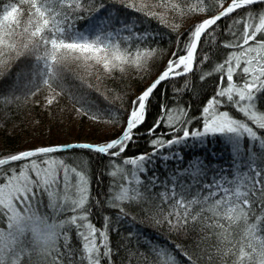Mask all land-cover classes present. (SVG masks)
Returning a JSON list of instances; mask_svg holds the SVG:
<instances>
[{
    "label": "snow or ice",
    "instance_id": "6c2138e0",
    "mask_svg": "<svg viewBox=\"0 0 264 264\" xmlns=\"http://www.w3.org/2000/svg\"><path fill=\"white\" fill-rule=\"evenodd\" d=\"M161 59L130 93L129 72L147 80ZM22 64L27 91L0 94V127L21 105L66 101L58 111L119 132L0 154V264H264V0H0V81L14 88ZM193 75L216 77L195 115L181 102L199 92ZM154 100L147 150L126 155ZM72 149L109 158L103 201ZM93 206L143 214L163 240L113 248Z\"/></svg>",
    "mask_w": 264,
    "mask_h": 264
},
{
    "label": "trees",
    "instance_id": "16d2710c",
    "mask_svg": "<svg viewBox=\"0 0 264 264\" xmlns=\"http://www.w3.org/2000/svg\"><path fill=\"white\" fill-rule=\"evenodd\" d=\"M260 5H256L259 7ZM187 24V21L185 22ZM222 25L225 24V21L221 20ZM78 24V26H81ZM152 27H156L155 22H153ZM162 30V29H161ZM163 31V30H162ZM227 38V37H223ZM169 39L175 42V36H169L165 34L159 38V45L164 48L169 47ZM207 50V49H205ZM223 50H217V54L213 57V61L218 60L220 57V52ZM166 58V56H165ZM163 63V60H158L153 65L152 75L148 77L147 80L141 81L139 79H133L131 72H129V77L125 81L130 93L137 92L141 85L147 83L148 80L154 78L156 72L158 71L159 66ZM209 65L205 63L204 67L207 68ZM27 65L22 64L19 68L21 71L20 82L12 88V82L10 80L4 79L0 81V94L6 93L9 89L12 90L13 94L19 93L21 96L27 91L24 87L25 75L24 72L27 69ZM18 69L13 68V73ZM215 76L206 78L204 82H200L196 79V76L193 75L192 79L194 81V87L199 89V92L194 94L191 92H185L181 100L182 103H190V114L195 115L199 108L201 107L202 101L206 99L207 95L211 94V85L215 80ZM111 83V81H109ZM164 88V84L159 86ZM43 93L38 94L35 99H41ZM93 98H96V94L92 93ZM171 96V88L169 87L166 90L165 98ZM66 101H62L61 104H54L51 109V114L48 111L43 109L38 104H33L29 102L26 105H21L19 108L13 109L14 115H12L3 127H0V154L2 153H11L16 150H20L27 147L48 145L54 143H66L70 141H77L80 139H86V141L95 142L99 139H104L109 136L118 134L119 128L116 126H105L97 125L92 122L87 116L75 117L72 112L67 108L63 112L58 111ZM102 103V102H101ZM156 101L154 100L153 107L151 112L148 114L147 121L145 124L138 130V133H143L142 135L138 134L136 142L130 146L125 154H132L135 150H144L146 151L148 146L146 140L148 135L144 132V128L148 126L153 120V116L156 114L157 109L155 107ZM42 104V100H41ZM0 119H3V116L0 115ZM213 147L212 142L207 145V149H201V152L206 150H211ZM72 152L78 153L81 157L85 158L87 162L88 175L90 181V191L93 197L99 198L101 201L104 200V196L107 194L110 181L112 177L106 174L105 165L108 162L107 156H101L99 154H92L87 150L72 149ZM56 155H64L63 151L55 153ZM172 166V163L169 162V167ZM157 170L161 177L164 175V168L161 167L160 162H157ZM108 214L110 216V225H109V239L113 248L117 247L119 244H125L126 247H131V244L137 240V235L143 233L145 236L152 234V238L156 239L159 237L163 240V236L160 235L163 232V229L159 231L154 230L149 227L147 221L143 219V214H138L136 219H131L130 217H124L119 220L115 217V209H110L105 206H93L91 218L97 226L102 225L103 216ZM112 228H115V231H112ZM133 233L134 235L129 238L127 233ZM165 235H167L165 233ZM175 239V237H172ZM130 240L131 243H127ZM73 243H76L75 237L73 235ZM139 247L143 248L144 245L141 244ZM123 254V253H122ZM117 264H120L119 258H117ZM130 264H137L135 256L131 257Z\"/></svg>",
    "mask_w": 264,
    "mask_h": 264
},
{
    "label": "rangeland",
    "instance_id": "374dc122",
    "mask_svg": "<svg viewBox=\"0 0 264 264\" xmlns=\"http://www.w3.org/2000/svg\"><path fill=\"white\" fill-rule=\"evenodd\" d=\"M73 141V140H72ZM77 141H86V139H80V140H77ZM64 143V142H63Z\"/></svg>",
    "mask_w": 264,
    "mask_h": 264
},
{
    "label": "water",
    "instance_id": "95a60500",
    "mask_svg": "<svg viewBox=\"0 0 264 264\" xmlns=\"http://www.w3.org/2000/svg\"><path fill=\"white\" fill-rule=\"evenodd\" d=\"M70 142H72V141H70ZM66 143H69V142H66Z\"/></svg>",
    "mask_w": 264,
    "mask_h": 264
}]
</instances>
